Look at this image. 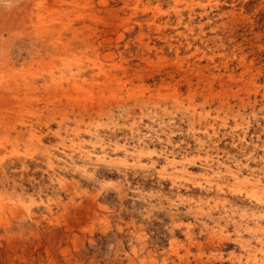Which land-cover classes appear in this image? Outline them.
<instances>
[{
    "label": "rangeland",
    "instance_id": "obj_1",
    "mask_svg": "<svg viewBox=\"0 0 264 264\" xmlns=\"http://www.w3.org/2000/svg\"><path fill=\"white\" fill-rule=\"evenodd\" d=\"M263 186L264 0H0V264H264Z\"/></svg>",
    "mask_w": 264,
    "mask_h": 264
},
{
    "label": "bare ground",
    "instance_id": "obj_2",
    "mask_svg": "<svg viewBox=\"0 0 264 264\" xmlns=\"http://www.w3.org/2000/svg\"><path fill=\"white\" fill-rule=\"evenodd\" d=\"M53 2H54V0H53ZM64 2V1H63ZM86 2V1H85ZM92 2V1H91ZM48 3V2H47ZM66 3V2H65ZM68 3V2H67ZM77 3V2H76ZM79 3V2H78ZM55 4V3H54ZM60 4V3H59ZM64 4V3H63ZM59 6V5H58ZM87 7V6H86ZM88 7H89V5H88ZM45 8H47V7H45ZM76 8V7H75ZM49 8H47V9H45V10H48ZM68 11V10H67ZM73 12V11H72ZM160 12H161V10H160ZM58 13V12H57ZM90 14V13H89ZM93 15V14H92ZM41 15H39V17H40ZM55 18V17H54ZM55 21L57 22V20L55 19ZM72 28H74L73 27V25H71V24H69V26H67V24H66V29L67 30H70V29H72ZM65 30V29H64ZM74 31H76V28H75V30ZM68 32V31H67ZM82 32H83V30H82ZM66 33V32H65ZM93 33V32H92ZM56 37V36H55ZM85 37V36H84ZM83 37V38H84ZM120 37V36H119ZM73 39V38H72ZM85 39V38H84ZM87 39V38H86ZM55 42V41H54ZM69 43V42H68ZM71 43V42H70ZM64 47V46H63ZM95 50V49H94ZM103 72V71H102ZM112 76V75H111ZM94 79V78H93ZM105 156V155H104ZM107 160V159H106ZM249 182H251V180L249 179L248 180V183ZM263 188H264V186H263Z\"/></svg>",
    "mask_w": 264,
    "mask_h": 264
}]
</instances>
